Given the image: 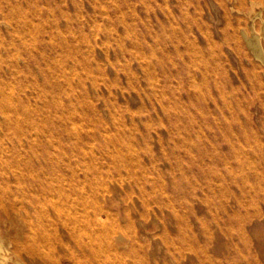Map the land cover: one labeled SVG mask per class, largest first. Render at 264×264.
Segmentation results:
<instances>
[{"label": "rangeland", "instance_id": "obj_1", "mask_svg": "<svg viewBox=\"0 0 264 264\" xmlns=\"http://www.w3.org/2000/svg\"><path fill=\"white\" fill-rule=\"evenodd\" d=\"M0 203L18 264H264V0H0Z\"/></svg>", "mask_w": 264, "mask_h": 264}, {"label": "bare ground", "instance_id": "obj_2", "mask_svg": "<svg viewBox=\"0 0 264 264\" xmlns=\"http://www.w3.org/2000/svg\"><path fill=\"white\" fill-rule=\"evenodd\" d=\"M258 54H260V53H258ZM256 56H257V54H256ZM3 84H4V82H3ZM40 168L42 169V171L44 170L42 165L40 166ZM34 186H35V189H33L32 191L36 192V194H35L34 200L33 199L31 200V204H33L35 208L39 205V208L42 209L43 208V204H42L43 199L46 200L48 197H52L53 194H51V193H53V191L50 188L48 189V188L44 187L41 182L36 183V185H34ZM31 187H33V186L31 185ZM16 204H18V203H15V205ZM79 205L82 206L85 210L82 217L83 216H84V218L88 217V219H89L90 215L87 212V207L84 204H79ZM54 207L57 208V205H54ZM0 210H3V211L7 210L6 207L2 203H0ZM99 211L100 212H98L93 218V224L91 225L92 227L90 230L89 229H81V228L80 229L69 228V226L66 225L67 222L64 224V221L65 220L67 221L69 219L68 217L65 218L64 216L59 215V219L62 221V224L64 225L63 229L65 230V233L73 241L76 242L77 248H79L80 250H85V249L89 250L88 251L89 253L86 254V258L91 257V258L97 259L100 257L101 252L104 249H106V251H109V252H115L116 257L118 258L122 255L120 253L121 251H119L121 249L120 247L123 248L122 236L120 238H118L115 242L113 241L112 235L115 232L114 231L115 228H110L107 226V223L99 217V213H101L103 210L100 209ZM63 213H64V211H63ZM28 223H30V222H28ZM16 235L18 237H21V232H18ZM137 236H136V240L138 241ZM27 237H28V239H27L26 243L29 241L31 243L36 244L38 242L48 240L47 233L44 232L42 226H39V230H36V228L32 227L31 231L28 233ZM86 239H88V241ZM6 241H7V243H6ZM58 244L61 248H63L65 246V243L63 240L59 241ZM124 248H125V246H124ZM23 252H25L33 260L44 261L47 257L46 254L43 251H41L40 249H37L34 247L28 248L26 246V244L22 247V249H20L19 246L16 245L14 242L8 241V238L5 235H3L2 230L0 228V264H10V262H13L15 264L20 263L21 258H22L21 254ZM55 259H57V258H55ZM106 261L109 262L110 259L106 258ZM58 263L59 264H72V261H71V258L69 256H66L63 254Z\"/></svg>", "mask_w": 264, "mask_h": 264}]
</instances>
